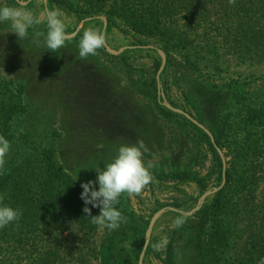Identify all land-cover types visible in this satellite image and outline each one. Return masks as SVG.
Here are the masks:
<instances>
[{
    "label": "rangeland",
    "instance_id": "obj_1",
    "mask_svg": "<svg viewBox=\"0 0 264 264\" xmlns=\"http://www.w3.org/2000/svg\"><path fill=\"white\" fill-rule=\"evenodd\" d=\"M115 1L120 8L165 16L162 29L139 34L120 16L110 23L106 10ZM8 2L0 0V7H15ZM27 7L38 16L51 9L44 0H29ZM59 9L70 39L56 53L32 42L36 31L46 35L45 24L30 28L19 40L10 24L0 23V110L8 107L16 113L7 136L32 150L21 157L19 172L28 180L38 178V185L49 172L43 154L47 146L54 151L56 171L81 188L96 180L95 169L103 170L119 147L143 140L149 149L144 163L151 165L150 171L188 168L207 181L202 194L197 180L190 179L156 180L138 196L122 195L117 206L127 212V223L118 229L114 251V246L109 249L111 236L97 225L87 236L66 231L62 239L70 241L72 264L81 259L82 264H114V258L132 257L131 213L146 223L144 245L136 263L117 264H164L175 229L173 214L194 223L206 202L226 189L229 168L236 171L225 192L221 219L227 244L220 263L259 264L264 258V122L253 126L248 108L264 109V0H236L234 6L228 0H107L106 10L93 18ZM89 27L100 28L107 42L96 56L81 59L78 43ZM220 125L226 128L225 149L217 146L214 135ZM200 132L215 147L222 165L220 180L210 148L199 144ZM17 224L0 229L6 264H26L32 254L24 252L32 241L21 239L30 236V228ZM37 228L50 234L53 225ZM184 236L181 233L176 241L174 264H192L196 255ZM163 238L167 245L154 251L152 245Z\"/></svg>",
    "mask_w": 264,
    "mask_h": 264
},
{
    "label": "trees",
    "instance_id": "obj_2",
    "mask_svg": "<svg viewBox=\"0 0 264 264\" xmlns=\"http://www.w3.org/2000/svg\"><path fill=\"white\" fill-rule=\"evenodd\" d=\"M9 1V4L12 3L13 6H17L14 0ZM48 1L51 9L65 8L78 14L81 18H93L94 14L105 11L107 6V0H80L77 4L72 0ZM109 8L110 10H106V12L108 16L111 14L108 19L110 23H114V17L120 16L133 31L139 34L148 35L159 32L166 18L162 15L164 19H161L159 16L152 17L151 13L146 9L138 13L125 7L120 8L118 1L113 2ZM13 98L19 99L20 97L14 96ZM0 111H3L2 115H0V135L4 136L11 145L10 151L5 158L4 174L0 175V196L4 197L3 204L14 210L22 211L21 218L10 225H19L17 223H20L21 229L30 228V232H28L30 236L21 238L22 240L27 239L32 241L31 245H27L29 248L24 249L25 253L32 252L26 264H72L74 253L72 252L70 241L62 239V235L64 232L70 231L71 222H77L78 227L76 230L84 233L86 236L96 228V225L90 222V217H87V214L83 212L85 205L80 199L83 189L70 181L62 171H56V163L53 160L54 151L47 146L43 147V154L48 160L49 172L41 177L38 185L35 183L38 178L35 177L36 180H34V177L29 176L28 180L26 178L28 175L19 172L21 164L24 163V161H20L21 157H25V155L29 156L32 150L28 149L24 144H20L18 140H14V137L10 139L11 136H7L11 129L9 127L10 122L16 114L12 111V108L4 107ZM161 112L167 117L173 116L168 111L161 110ZM248 117L253 126H259L258 123L264 122V109L251 106L248 108ZM200 133L199 137H197L199 144L206 143L210 148L211 153L215 157L214 168L220 180L222 177V165L215 147L209 142L205 134ZM225 134L226 128L222 125L214 131L216 144L222 149H225L223 144ZM235 171L233 168L227 170L226 189L206 202L202 210L195 216L194 223L191 222V218H186V222L182 227L174 229L173 237L171 238L172 243L168 250L169 259L164 264H174L173 260L176 259L174 255V250L177 246L176 241L181 233L185 234L184 238L188 235V246H192V249L196 252V255L192 259V264H221L220 262L223 260L222 253L224 254V248L227 244L226 231L223 230L221 218L226 199L225 192L235 181ZM151 172L154 175L153 181L180 182L195 179L201 187V194L207 189V181L194 175L193 171L188 168L170 172L158 171L156 169L151 170ZM31 182L36 186L33 189L29 185ZM173 206L188 210L178 204H174ZM87 207L91 209L92 216H96V208H93L91 205H87ZM116 207L119 210L118 206ZM158 210L156 209L155 212ZM126 214L127 212H122V215L125 216ZM173 216L177 218L178 215L173 214ZM129 218L128 223L131 224L128 226V229L132 233L130 247L134 249V255L132 257H123V259L114 258V264H117V261L120 262L121 260L136 263L144 245L146 223L143 224L142 221L138 220V217L134 213H131ZM46 220L52 221L48 222L53 225V230H51L52 233L50 234L48 233L49 231L42 233L37 230V227H41L42 230L49 227V224L45 223ZM120 228L124 229L123 224H121ZM119 230H114L111 233L106 230L107 235L111 236V240H108L110 250L113 246L112 250L114 251L115 249L116 245L113 244L115 243L116 236L119 234ZM262 252L264 254V246L262 247ZM1 253L2 251H0V264H6V259ZM80 259L78 258L77 260L79 261ZM82 263L83 259L80 260V264ZM16 264L22 263L17 261Z\"/></svg>",
    "mask_w": 264,
    "mask_h": 264
},
{
    "label": "clouds",
    "instance_id": "obj_3",
    "mask_svg": "<svg viewBox=\"0 0 264 264\" xmlns=\"http://www.w3.org/2000/svg\"><path fill=\"white\" fill-rule=\"evenodd\" d=\"M230 5H235L236 0H228ZM29 0H17L16 7H0V23H8L19 40L28 36L30 28L35 29L42 23L46 25V35L44 32L36 31L33 43L37 46L46 47L49 52L56 53L66 46L70 39L66 31V25L62 19L63 13L58 8L45 9L41 16L29 10L27 5ZM43 37L41 41L39 38ZM107 42L106 33L100 28L89 27L84 30L78 43L79 57L87 59L89 56H96ZM102 148L103 145H98ZM11 148L10 142L0 135V175L4 174L6 156ZM149 152L143 140H137L132 145H122L118 149V154L114 159L104 166V169H95L97 178L95 181H88L81 184L83 189L80 199L84 202L83 212L90 217V222L97 225L101 230L106 229L109 233L120 228L122 223H127V218L117 210L122 195L129 198L138 196L154 180V175L150 171L151 165L145 166L144 156ZM95 184L99 185V190H95ZM4 197L0 196V229L18 221L22 216V211L3 204ZM99 208L98 216H92L91 209L87 207ZM186 222V217L178 215L173 221V227H182ZM78 227L77 222L70 223V231L75 233ZM168 243L166 238L153 244L154 251L161 250ZM259 264H264V258L259 260Z\"/></svg>",
    "mask_w": 264,
    "mask_h": 264
},
{
    "label": "water",
    "instance_id": "obj_4",
    "mask_svg": "<svg viewBox=\"0 0 264 264\" xmlns=\"http://www.w3.org/2000/svg\"><path fill=\"white\" fill-rule=\"evenodd\" d=\"M44 2H45V6L47 7L48 0H44ZM225 168H226V167H225V165H224V170H225ZM207 195H208V194H205L204 196L206 197ZM205 197H204V198H205ZM155 218H156V217H155ZM155 218H154V219H155ZM149 240H150L149 238L146 239L145 247H144V250H143V253H142L141 259H140L141 262H142V259L144 258V254H145V251H146V249H147V247H148Z\"/></svg>",
    "mask_w": 264,
    "mask_h": 264
}]
</instances>
